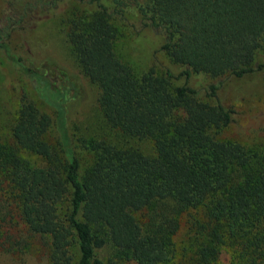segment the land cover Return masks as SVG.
I'll list each match as a JSON object with an SVG mask.
<instances>
[{
    "label": "trees",
    "instance_id": "trees-1",
    "mask_svg": "<svg viewBox=\"0 0 264 264\" xmlns=\"http://www.w3.org/2000/svg\"><path fill=\"white\" fill-rule=\"evenodd\" d=\"M75 1L83 9L64 33L73 74L29 46L64 1L5 0L0 56L54 114L22 93L0 142V264H29L34 239L39 264H264V145L222 136L234 110L217 95L227 77L264 75V0ZM117 20L152 33L181 69L134 71L115 49ZM192 73L211 81L192 87ZM77 75L97 95L69 133ZM77 147L90 152L83 169Z\"/></svg>",
    "mask_w": 264,
    "mask_h": 264
},
{
    "label": "rangeland",
    "instance_id": "rangeland-1",
    "mask_svg": "<svg viewBox=\"0 0 264 264\" xmlns=\"http://www.w3.org/2000/svg\"><path fill=\"white\" fill-rule=\"evenodd\" d=\"M63 1L58 12L53 17L42 20L40 27L36 31L33 30L29 33V46L35 48L37 52H45L48 57L57 58L58 65L68 72L75 74L77 72L74 67L75 65L67 57V52L65 51L64 33L70 13L82 10L83 6L75 0ZM102 1L107 5L109 4V0ZM4 8H6L5 0H0V23L2 22V11ZM134 17L135 13L129 11L128 18L133 19ZM115 25L117 27L115 49L119 56L130 63L134 71L141 72L150 66L158 72L168 69L172 73H177L181 69L178 64L171 62L164 53L156 51L158 41L152 33L149 31L136 32L127 23L119 20L115 21ZM22 40L17 31H12L8 38V43L12 51L24 55L22 45L27 44V40L25 42H22ZM25 63L28 64L26 61ZM50 71L47 72L48 77L51 81H55V85L58 84L60 80H57L56 75L50 74ZM75 77L81 84V88L80 93L76 95L78 96L77 100L69 103L67 107L66 125L69 133H71L72 120L78 114L82 117L83 122L88 119L95 105L97 95L95 87L88 85L83 80H79L78 75ZM209 81L211 79L201 73H192L186 80L187 84L195 88L205 86ZM22 93L42 112L53 116V106L45 103L33 91L24 77L10 71L0 56V142L5 140L3 136L8 131V125L13 120L18 98ZM217 95L223 104L230 106L234 110V123L222 131V136L236 139L251 149L261 148L264 145L263 73L247 74L241 78L227 77L223 79L217 90ZM46 139L54 143L56 132L53 128H50L47 132ZM75 151L81 168H85L90 160V152L78 147L75 148ZM183 219L184 217L179 219V228L173 237L177 249L187 243L186 237L183 234ZM33 247L36 248V251L33 250L32 256L29 257L27 263L39 264L41 262L40 242L34 239ZM173 264L185 263L178 257L173 261Z\"/></svg>",
    "mask_w": 264,
    "mask_h": 264
}]
</instances>
